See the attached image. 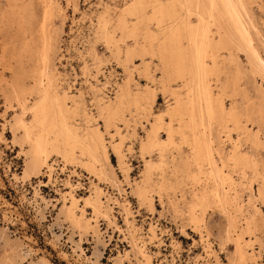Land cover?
<instances>
[{
	"label": "rangeland",
	"instance_id": "1",
	"mask_svg": "<svg viewBox=\"0 0 264 264\" xmlns=\"http://www.w3.org/2000/svg\"><path fill=\"white\" fill-rule=\"evenodd\" d=\"M132 1L89 12L81 0H0V264H242L239 249L249 255L245 264H264V66H259L260 60L264 63V0H233L257 60L242 46L222 50L219 73L210 79L213 93L227 110L238 108L246 128L229 133L215 124L210 133L217 164L232 178L226 192L234 202L227 207L210 198L194 212L192 197L209 181L197 185L171 169L166 174L158 168L146 172L147 162L158 166L163 155L179 159L187 154L180 134L177 145L164 152L160 147L143 149L159 118L164 126L171 122L166 112L174 102L172 90L183 84L170 82L164 89L157 56L128 57L145 43L144 31L136 40L118 29L121 16L130 27L135 24L136 17L124 12ZM155 27L150 23L148 28ZM106 34L114 35L113 43ZM37 70L54 76L53 93L61 100L66 97L70 108L80 104L72 122L81 134L98 129L104 135L109 160L102 163L107 167L103 179L87 169L90 158L80 150L75 163L52 152L46 168L25 176L31 147L16 120L22 117L31 124L32 114L23 115L16 94L29 106L36 102ZM227 80L234 83L223 93L220 88ZM126 86L132 95L151 87L157 100L145 109L123 101L108 126L100 104H116ZM172 125L176 130L178 123ZM158 138L168 141L165 127ZM236 144L246 155V167L230 161ZM140 184L149 188L146 201L138 196ZM96 189L111 208L110 216L96 217L86 204ZM71 195L78 201V214L86 211L91 229H82L64 213Z\"/></svg>",
	"mask_w": 264,
	"mask_h": 264
},
{
	"label": "bare ground",
	"instance_id": "2",
	"mask_svg": "<svg viewBox=\"0 0 264 264\" xmlns=\"http://www.w3.org/2000/svg\"><path fill=\"white\" fill-rule=\"evenodd\" d=\"M205 1L133 0L124 12L136 17L135 24L130 27L123 16L120 17L118 23L119 30L125 35L130 34L136 40L142 31L145 32L143 46L139 50L136 49L135 51L134 49V51L129 52L128 57L134 53L139 54L138 56L142 58L148 55L157 56L161 60V69L164 72L162 81L163 86H165L164 89L169 88L165 84L170 82L179 81L183 84L177 88L179 90L172 87L174 89L172 90L174 102L171 108L167 112L165 111L171 122L164 126L162 118H159L148 132L147 142L143 145V149L160 147L161 151L164 152L169 146L177 145L176 135L182 136V141H180L187 147L186 156L179 159L176 157L168 159L166 155H163L158 166L154 162H147L146 172L150 174L151 171L158 168L166 174L167 169H171L175 174L181 172L187 174L188 179L197 185L209 181L201 191H195L190 205L192 212L200 205H205L210 198H214L218 203L227 204V207L228 204L234 202V198L226 192V185L232 184V178L228 176L230 173L224 175L221 167L217 164L215 143L213 138L211 139L210 133L215 124H220L229 133L231 131H245L246 128L243 126V116H241L238 108L227 110L222 103L223 99L221 100L219 95L216 96L213 93L210 79L219 73L220 52L229 50L235 45L238 48L242 46L248 50L251 58L253 56L257 60L251 50L252 47H250L249 31L242 23L235 2L233 0ZM149 8L152 9L151 14L148 13ZM183 11H186V14ZM193 18H196V22H193ZM150 23H154L156 30L148 28ZM213 27L216 28L215 33H213ZM106 40L113 43L114 35L106 34ZM207 59H210L212 64H208ZM259 66H264L262 60H260ZM144 71L146 74L149 73L148 65L145 66ZM35 79L34 94L37 95V100L32 106L27 104L22 94L16 92V97L23 109V115L28 112L32 114L31 124L25 122L22 117L16 120V127L23 130L24 139L31 147L25 176L30 177L46 168L52 152L61 153L66 160L75 163L78 160L76 151L80 150L83 156L90 158L86 164L87 169L100 179L106 177L107 167L102 163L107 162L109 156L102 132L97 129L88 130L85 134H81L79 127L72 122L79 115L80 104L76 102L74 107L70 108L66 103V97L61 100L53 93V75L47 77V74L37 70ZM46 79L47 83L45 84ZM226 82L220 88L223 93L231 89L234 83L230 80ZM127 99L132 100L136 107L145 109L144 106L152 108L157 100V95L151 87L145 88L136 95H132L129 86L124 87L116 104L106 105L108 102L104 105L100 104V115L105 119L108 126L119 115L120 105ZM174 121L178 123L176 130L172 125ZM260 124L262 125V123ZM164 127L169 136L168 141H161L158 138L159 132ZM238 148L236 144L233 154L231 153V157H229L230 161L236 167H246L248 166L246 155L243 156ZM117 153L121 156L119 149H117ZM177 184L179 183L177 182ZM137 192L140 200H148L149 188L146 185H138ZM95 194V197L86 199V204L93 207L94 216H110L111 208L103 201L101 191L96 189ZM231 207L233 208V206ZM77 209H79L78 201L71 195V203L64 205V213L69 220L82 229H91L92 222L87 220L86 211L83 209L79 215ZM194 220L198 221L195 216ZM241 248L243 247L241 246ZM238 256L240 263L245 264L248 261L249 255L244 250L239 249Z\"/></svg>",
	"mask_w": 264,
	"mask_h": 264
},
{
	"label": "built area",
	"instance_id": "3",
	"mask_svg": "<svg viewBox=\"0 0 264 264\" xmlns=\"http://www.w3.org/2000/svg\"><path fill=\"white\" fill-rule=\"evenodd\" d=\"M83 7L87 11L95 12V11H100L102 10L103 7L105 6H111V7H117L121 3H125L128 0H81ZM115 92V89L111 88V91L109 92V95L113 96ZM106 95V94H105ZM108 98L110 96L106 95Z\"/></svg>",
	"mask_w": 264,
	"mask_h": 264
}]
</instances>
